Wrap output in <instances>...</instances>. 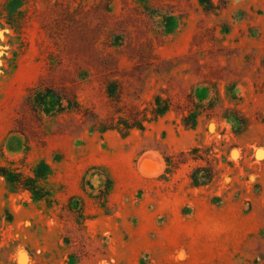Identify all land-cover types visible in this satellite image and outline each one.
<instances>
[{
    "label": "rangeland",
    "instance_id": "1",
    "mask_svg": "<svg viewBox=\"0 0 264 264\" xmlns=\"http://www.w3.org/2000/svg\"><path fill=\"white\" fill-rule=\"evenodd\" d=\"M0 264H264V0H0Z\"/></svg>",
    "mask_w": 264,
    "mask_h": 264
},
{
    "label": "trees",
    "instance_id": "2",
    "mask_svg": "<svg viewBox=\"0 0 264 264\" xmlns=\"http://www.w3.org/2000/svg\"><path fill=\"white\" fill-rule=\"evenodd\" d=\"M71 9L72 8H67L65 10L61 23L56 24L55 22L53 25L52 24L49 25L48 27L49 35L51 34V36H53L51 38L54 40V42L58 47L65 49V56L67 58H69L74 62H77L78 69L83 67L84 64L85 65L88 64L89 63L88 59L91 58V61L92 60L95 61V69L98 70V73H100L101 72L100 67L103 66L102 64H105V62L103 61L107 58V56H103L102 54H99L98 48L96 47L97 43L100 40L99 36L96 37L87 36L86 31L88 30V26H87L88 24L87 22H85L87 13L84 12L82 9H79V12H76L75 10H71ZM105 22L106 21H104V23ZM120 24L121 23L119 22L111 25V22L108 20V16H107V23L106 25H103L102 30L104 34L105 30L108 29L110 37H107V40L105 41V45L116 48L126 47V49L129 47L132 50H135L136 49V45L134 42L135 36H133L132 33H129V31H131L130 29L131 27L127 24L122 26ZM133 28L134 26L132 25V29ZM102 30L100 29L98 34H101ZM61 34H64L65 38L61 37L62 36ZM147 37L148 36L146 35V38ZM147 42H150L149 39ZM137 46H139L140 48L147 47L145 46V44L142 45L137 44ZM109 56L112 57L111 55ZM59 99L60 101H62V98ZM153 106H154L153 108L155 109H153L152 120L170 111V109L173 106V103L171 99H163L161 95H155V103H153ZM188 110L189 113L188 114L186 113L184 115V121L189 120L191 117L193 118L192 120L196 122L198 116L202 113V111L194 108L193 109L189 108ZM132 126H136V125H132ZM127 127L131 128L129 127V125H127ZM167 160L168 162L170 161V159ZM108 180H109V187L106 194L110 192V189L112 187V180L110 178Z\"/></svg>",
    "mask_w": 264,
    "mask_h": 264
},
{
    "label": "water",
    "instance_id": "3",
    "mask_svg": "<svg viewBox=\"0 0 264 264\" xmlns=\"http://www.w3.org/2000/svg\"><path fill=\"white\" fill-rule=\"evenodd\" d=\"M149 158L151 159L152 157H149ZM147 165H148V163L145 160H143V161H141V163H139V167H141V168H146Z\"/></svg>",
    "mask_w": 264,
    "mask_h": 264
},
{
    "label": "bare ground",
    "instance_id": "4",
    "mask_svg": "<svg viewBox=\"0 0 264 264\" xmlns=\"http://www.w3.org/2000/svg\"><path fill=\"white\" fill-rule=\"evenodd\" d=\"M147 155V154H146ZM160 160H161V158H160ZM162 164V163H161ZM163 166V165H162ZM164 167V166H163ZM145 171V170H144ZM142 173V172H141Z\"/></svg>",
    "mask_w": 264,
    "mask_h": 264
}]
</instances>
